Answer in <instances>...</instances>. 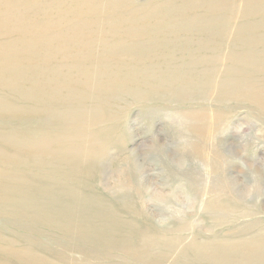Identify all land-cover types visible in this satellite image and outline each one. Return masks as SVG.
Instances as JSON below:
<instances>
[{"label": "bare ground", "instance_id": "bare-ground-1", "mask_svg": "<svg viewBox=\"0 0 264 264\" xmlns=\"http://www.w3.org/2000/svg\"><path fill=\"white\" fill-rule=\"evenodd\" d=\"M172 7L187 8L184 23L163 24ZM235 101L264 117V0H0V180L12 183L0 185V264H264V219L237 222L254 213L228 198L204 201L212 230L226 229L199 236L190 221L138 219L134 170L95 187L121 159L133 108L219 170L211 142Z\"/></svg>", "mask_w": 264, "mask_h": 264}, {"label": "rangeland", "instance_id": "rangeland-1", "mask_svg": "<svg viewBox=\"0 0 264 264\" xmlns=\"http://www.w3.org/2000/svg\"><path fill=\"white\" fill-rule=\"evenodd\" d=\"M139 1L143 2L145 0ZM164 9H172V13L169 14L166 10L160 11V17L164 16L161 18L164 25L184 23L187 19L183 17L187 8L172 7ZM230 104H228L229 106L225 104L223 110L220 109L221 112L224 111L227 114L226 129L221 134L222 137H216L213 140L214 142H211L215 146V151L221 153L220 155L214 153L210 155L216 166L221 167L219 170L207 168L194 156H184L187 153H184L185 150L182 149L183 142L181 143L178 140V135L183 134L178 132L180 131L178 128L172 127L168 130L167 120L163 119V116L156 115L151 120L146 115L143 119V117L138 116V108H133L130 115H128V118L130 117L128 120L130 137L124 144L121 159L112 162L109 166H103L102 171L105 172V175H99L96 178V189L107 194L105 185L115 187L116 184L110 178L113 175L115 177L119 176L120 171L115 173V171H112L114 167L118 168L121 165V169L123 167L122 171H126V173L134 170L137 172L135 177L139 178L132 181L134 190H132L131 195L142 215L138 216V219H151L155 226L160 228L176 221H190L197 226L198 229L195 230L196 234H200L199 236L221 233L226 229L225 226L212 230L214 225L215 227L217 225L214 223L218 222L213 217L214 213L212 214L207 207H203L204 201L212 198H228L236 205L238 211L243 210L245 213H254V216L249 214L242 219H237L239 223L256 218L264 219V117L255 115L253 113L255 106L244 101H235ZM198 105L200 103L195 104V106ZM235 105L237 108H234ZM211 107L210 110H215L213 106ZM7 126L8 124L4 127ZM20 134L24 137V140L38 138V135L29 134L27 131ZM195 136L192 132L184 133L185 139L188 138L192 142L195 141ZM7 141V136H1L0 146L8 144ZM162 142L165 144L166 149L164 152L158 153L160 150L158 144ZM207 153L209 152L207 151ZM136 154L138 157L133 158V160L131 158L130 162L129 157ZM140 164L144 167V173L137 170ZM4 184L12 183L0 180V185ZM238 185L240 187L250 185L252 192L242 195L241 188ZM140 190L146 196H141L142 192ZM156 190L163 194L170 192L172 195L168 199L169 202L155 200L150 197ZM3 215H0V217ZM170 217L171 219L168 221L167 219ZM36 226H39L38 229L44 230L45 228L42 225ZM193 232L194 230L189 234Z\"/></svg>", "mask_w": 264, "mask_h": 264}]
</instances>
